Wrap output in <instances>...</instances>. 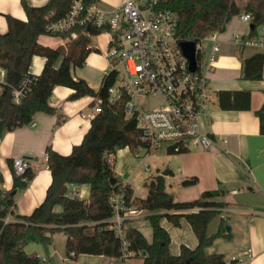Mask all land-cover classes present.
I'll return each instance as SVG.
<instances>
[{"label":"trees","instance_id":"1","mask_svg":"<svg viewBox=\"0 0 264 264\" xmlns=\"http://www.w3.org/2000/svg\"><path fill=\"white\" fill-rule=\"evenodd\" d=\"M74 1L48 0L36 6L28 0H21L27 19L7 14L8 30L0 33V66L6 70V82L0 85V138L5 132L31 122L37 111L53 112L49 99L56 85L71 87V100L85 95L103 98L102 111L91 119L82 142L75 145L71 153L60 154L47 146V166L52 181L44 200L30 214L13 215L15 195L28 186L36 169L29 167L23 173H17L13 167V186L5 191L0 174V264H42L38 256L25 252V246L31 240L50 242L52 234L57 231L66 233V255L74 259L80 253L122 258V243L126 240V249L131 251L129 258L142 257V264H246L240 263L236 257L227 260L222 252L209 253L206 250L217 236L230 237L224 225L216 233L208 232L209 223L225 206L224 201L214 199L222 194V190H204L193 199L176 200L165 188V176L155 174L148 183L147 195L141 197L135 195L129 183L116 175L109 153H116L123 147L136 152L144 143L139 138L140 128L135 115H126L128 96L123 95L114 103L108 101V87L115 81L113 72L104 74L98 90L71 72L73 66L85 64L92 36L103 29L87 24L57 31L49 28L52 21L67 15ZM81 1L87 7L99 0ZM166 5L177 13L176 34L182 40L198 39L213 31L223 32L232 17L242 12L252 15L255 28H250V35H256L258 27L264 24V0H245L244 4L239 0H168ZM43 35L67 39V48L42 43ZM34 55L45 58L39 74L30 71ZM242 77L249 80L264 78L263 51H254L243 58ZM25 79L31 80L20 101L16 102L13 91ZM256 114L260 119V131L264 134V101ZM167 151L184 152L186 149L168 147ZM10 162L13 166V160ZM111 178H115L114 183ZM197 181L194 175L184 178L182 184L189 186ZM85 183L90 185L88 198L68 195L71 184ZM116 193H122L126 205L149 212L146 219L153 230L151 241L132 225L130 219L123 221V236L109 226L113 214L111 198ZM58 205L61 210H56ZM8 214L11 220L6 222L4 218ZM162 217L176 226L180 225V218L185 217L197 236V246L191 248L182 243L179 252L172 253L171 236L161 224Z\"/></svg>","mask_w":264,"mask_h":264},{"label":"crops","instance_id":"2","mask_svg":"<svg viewBox=\"0 0 264 264\" xmlns=\"http://www.w3.org/2000/svg\"><path fill=\"white\" fill-rule=\"evenodd\" d=\"M28 1L39 6L48 0ZM98 2L108 7L118 4L120 0ZM244 2L245 0H239L240 4ZM7 14L21 20L27 19L21 0H0V33L8 30ZM240 14L232 17L225 31L219 32L223 41L218 58L208 72L212 103L207 115L201 118L200 127L215 135L218 148L196 147L184 152H169L166 148L163 153L166 159L156 169L157 174L166 171L165 188L176 200L193 199L204 190L223 191L214 199L224 201L225 206L209 223L208 232L216 233L221 225H227L230 230L226 228V232L230 233V237L219 236L225 240H218L213 249L208 250L209 253L222 252L227 260L240 257L246 264H264V134L260 131V119L256 114L264 101V78L249 80L242 77L243 58L259 49L228 42L234 32L249 34L251 23L243 21ZM109 40L110 35L104 30L93 35L85 64L71 68L74 76L84 78L95 90L100 88L104 74L108 73L106 51ZM40 41L54 47L60 44L66 48L68 43L67 39L46 35L41 36ZM61 60L62 57L57 60V66ZM44 64L43 56L34 55L31 73L39 74ZM72 92L73 89L69 86L56 85L49 99L53 112L37 111L31 122L5 132L0 138V174L3 177L4 191L11 189L14 182L10 160L15 157L29 159L36 169L28 186L16 193L13 215L30 214L46 196L52 181V174L47 166V146L50 145L60 154H69L75 145L82 142L91 126L88 114L93 111V99L96 96L85 95L71 100L69 95ZM132 153L129 147L119 148L116 153H112L111 162L116 175L129 183L137 195L131 178L140 162ZM194 175L198 178L196 184H182L184 178ZM89 192L90 185L85 183L77 185L75 195L86 199ZM61 208L60 205L56 206V210ZM148 213L145 210L143 215L132 219V225L151 241L153 230L146 219ZM161 224L170 233L172 253H178L182 243L191 248L197 246V236L185 217L180 218L179 226L166 217L161 218ZM56 236L57 234H52L50 245L47 242L29 241L25 252L32 256L39 255L41 262L50 261L58 252ZM66 238L67 235L65 245ZM248 251L252 253L251 256L247 255ZM41 257H46V260ZM120 263L121 258L117 257L107 256L103 259V264Z\"/></svg>","mask_w":264,"mask_h":264},{"label":"built area","instance_id":"3","mask_svg":"<svg viewBox=\"0 0 264 264\" xmlns=\"http://www.w3.org/2000/svg\"><path fill=\"white\" fill-rule=\"evenodd\" d=\"M168 0H120L116 5L103 6L99 2L84 6L81 0L72 3L71 10L64 17L52 21L51 30H63L75 25L102 28L110 35L106 55L108 72L115 74V81L108 87V101H119L123 95L127 116L135 115L140 128L139 138L144 143V155L162 148L217 149L218 142L213 133L201 130V118L209 112L212 96L208 72L218 58L221 42L218 31H213L195 40L196 67H190L181 41L176 34L177 13L168 7ZM243 21L251 23L249 12L240 14ZM76 36L75 33H73ZM228 42L239 46H252L264 52V29L256 35L234 32ZM23 80L13 91V99L19 102L26 91ZM6 82V70L0 66V85ZM141 97H157L152 107L144 105ZM137 99V101H135ZM103 98L93 99L91 119L102 111ZM226 141V139H224ZM141 155V151L135 152ZM111 160L112 153H109ZM47 158V157H46ZM17 173L33 167V162L23 157L13 159ZM77 185L69 186L68 195H75ZM113 214L110 227L124 235L123 221L143 215L145 209L128 206L122 193L112 196ZM4 220L10 221L8 214ZM120 264H128L131 251L123 240ZM251 256V252H247ZM39 257V255H37ZM40 258V257H39ZM235 258V257H234ZM238 258L240 263L245 261ZM46 260V257H41Z\"/></svg>","mask_w":264,"mask_h":264},{"label":"rangeland","instance_id":"4","mask_svg":"<svg viewBox=\"0 0 264 264\" xmlns=\"http://www.w3.org/2000/svg\"><path fill=\"white\" fill-rule=\"evenodd\" d=\"M260 29H264V24L258 27V30ZM95 40H97V37L95 38ZM135 101H137V99H135ZM141 101L144 103V105L150 108L156 105L159 99L157 97H146V98L141 97ZM166 145L167 144H164L162 148L158 149L155 153H150L148 155H144V151L141 150V148L139 149L141 151V155H137L135 152L132 153L133 155L136 156V159H138V161L140 162L138 168L136 169L135 173L133 172L131 178V182L133 183L136 190V194L138 196L145 197L147 195L148 183L150 181V178L153 175L157 174L156 167L161 166L166 159L163 156L164 151H166ZM54 234H57L56 248L58 252L52 256L50 261L49 260L47 262L43 261L42 262L43 264H50L49 262H55V264H103V259L107 257L106 255L80 253L75 259L69 258L66 255V245H65L66 233L64 231H58L55 232ZM218 238L219 236H217L213 240V242L206 247L207 252L208 250L213 249V247L216 245L218 240L220 239H222V241L225 240L224 238H219V239ZM47 243H48L47 245H50L49 242ZM127 262L128 264H141L142 259L141 257H132L129 258Z\"/></svg>","mask_w":264,"mask_h":264},{"label":"water","instance_id":"5","mask_svg":"<svg viewBox=\"0 0 264 264\" xmlns=\"http://www.w3.org/2000/svg\"><path fill=\"white\" fill-rule=\"evenodd\" d=\"M251 28H255V24L251 22ZM181 46L183 47L185 55L190 60V67L193 69L196 67V49H195V40H183L181 41ZM166 171L162 172L164 175ZM111 182H115V178H111ZM227 230L229 231V226L226 225Z\"/></svg>","mask_w":264,"mask_h":264}]
</instances>
